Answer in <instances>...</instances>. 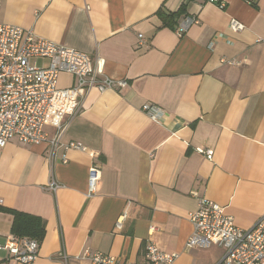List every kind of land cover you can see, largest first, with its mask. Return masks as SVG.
Segmentation results:
<instances>
[{
	"label": "crops",
	"instance_id": "obj_1",
	"mask_svg": "<svg viewBox=\"0 0 264 264\" xmlns=\"http://www.w3.org/2000/svg\"><path fill=\"white\" fill-rule=\"evenodd\" d=\"M220 1L224 8L208 0H1L0 22L89 54L99 78L125 85L92 89L62 136L94 156L70 149L66 163L50 165L45 144L6 143L0 244L15 235L16 210L43 222L32 264H90L85 254L95 251L140 262L149 242L178 253L175 264H217L221 247L186 246L200 198L242 229L264 219V0ZM184 17L196 22L178 36ZM75 83L58 75L60 88ZM145 103L164 111L159 120ZM92 165L101 175L88 196ZM3 251L0 264H22Z\"/></svg>",
	"mask_w": 264,
	"mask_h": 264
},
{
	"label": "built area",
	"instance_id": "obj_2",
	"mask_svg": "<svg viewBox=\"0 0 264 264\" xmlns=\"http://www.w3.org/2000/svg\"><path fill=\"white\" fill-rule=\"evenodd\" d=\"M208 1L219 8L225 7L220 0ZM194 22L195 18L184 17L175 29L178 36ZM229 26L236 31L243 28L235 19H230ZM138 37L143 40L141 34ZM36 59L47 63L38 64ZM62 72L74 75L76 83L67 88L58 87V75ZM99 73L89 54L39 37L31 29L0 22V159L2 149L11 139L32 145L45 144L50 165L56 160L66 163V152L70 149L87 151L94 156L95 152L82 143L61 139L92 89L104 92L125 85L124 79L99 78ZM142 110L152 120H159L164 114L162 109L150 103L143 104ZM47 124L55 128L51 135L45 130ZM204 153L211 156L210 150ZM100 175L96 165L89 167L88 196L95 192ZM58 186L50 176L47 189L55 191ZM125 217L123 214L118 219L116 229L121 228V220ZM189 219L193 229L186 240L187 247H221L223 255L217 264H264L263 218L249 229L239 228L223 206L202 197L196 210L189 213ZM38 247L35 238L13 235H7L0 244V250L22 264H32L37 259ZM85 255L90 264H175L178 257V253L162 251L153 242L145 246L140 262H123L100 251ZM62 257L65 259L66 255L62 254Z\"/></svg>",
	"mask_w": 264,
	"mask_h": 264
},
{
	"label": "trees",
	"instance_id": "obj_3",
	"mask_svg": "<svg viewBox=\"0 0 264 264\" xmlns=\"http://www.w3.org/2000/svg\"><path fill=\"white\" fill-rule=\"evenodd\" d=\"M186 5H182L181 9L184 10ZM175 13L166 14L168 17L174 16ZM13 215L11 230L16 237H32L40 238L44 233L43 222L39 217L22 213L16 210L11 211ZM14 235V236H15Z\"/></svg>",
	"mask_w": 264,
	"mask_h": 264
},
{
	"label": "rangeland",
	"instance_id": "obj_4",
	"mask_svg": "<svg viewBox=\"0 0 264 264\" xmlns=\"http://www.w3.org/2000/svg\"><path fill=\"white\" fill-rule=\"evenodd\" d=\"M31 62H33V60L31 59ZM3 253H4V251H3Z\"/></svg>",
	"mask_w": 264,
	"mask_h": 264
}]
</instances>
